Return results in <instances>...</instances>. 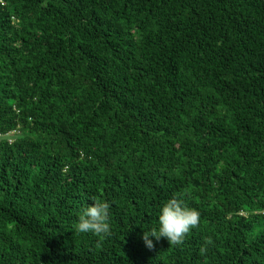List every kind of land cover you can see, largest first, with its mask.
Returning a JSON list of instances; mask_svg holds the SVG:
<instances>
[{
  "label": "trees",
  "instance_id": "trees-1",
  "mask_svg": "<svg viewBox=\"0 0 264 264\" xmlns=\"http://www.w3.org/2000/svg\"><path fill=\"white\" fill-rule=\"evenodd\" d=\"M0 264H264V0H0Z\"/></svg>",
  "mask_w": 264,
  "mask_h": 264
},
{
  "label": "clouds",
  "instance_id": "clouds-1",
  "mask_svg": "<svg viewBox=\"0 0 264 264\" xmlns=\"http://www.w3.org/2000/svg\"><path fill=\"white\" fill-rule=\"evenodd\" d=\"M88 205L78 218L76 231L80 233H93L98 237L111 236L110 204L107 201L96 200ZM159 226L156 229L143 233L142 239L147 248L154 247L152 239L159 241L166 238L169 245H181L190 230L197 228L200 224V212L188 207L178 197L169 198L161 207L159 215ZM211 243V241H206ZM100 246L99 243L97 245ZM206 249L201 248V252Z\"/></svg>",
  "mask_w": 264,
  "mask_h": 264
}]
</instances>
